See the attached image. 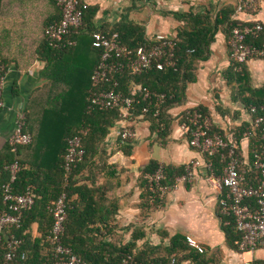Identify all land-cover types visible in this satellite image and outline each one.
<instances>
[{"label":"trees","instance_id":"trees-1","mask_svg":"<svg viewBox=\"0 0 264 264\" xmlns=\"http://www.w3.org/2000/svg\"><path fill=\"white\" fill-rule=\"evenodd\" d=\"M94 14V11L91 12L88 9L83 24L79 28L72 29L68 35V38L76 41L75 45L62 44L54 47L44 34V42L38 50V58L46 63L42 75L48 78V81L32 94L24 111L25 129L29 131L28 127H30L33 139L31 143L19 146L16 150L9 145L14 156L6 163V168L15 161H18L20 165L13 182L14 190L21 193L31 187L36 193V200L33 207L25 213L21 225L7 228L6 233L3 234L0 244L1 259L4 260L3 255L9 251V243L15 237L22 240L14 251V260L17 264H56L49 241L53 224L50 207L60 193L65 192L68 200V217L64 243L86 264H121L125 257H129L130 261L136 264H170L172 259H175V264H184L187 260L190 261L189 264H208L204 257L205 253L190 247L185 236L181 234L171 236L168 242L163 240L159 244L145 242L142 247L138 246V240L146 236L142 229H135L130 239L124 243H118L111 237L110 233L116 226L117 199L114 196L107 197L102 185L91 186L88 181L93 183L107 166L114 167L109 165L104 157L102 143L110 129L123 116L121 108H88L90 89L93 87L91 75L101 58V51L93 45L92 33L95 30L117 31L121 40L130 47L150 44V40L143 38V34L138 33L141 32L140 28L131 24L119 23L110 30L96 29L92 25ZM175 16L185 21L176 37L177 65L167 69L153 68L140 74L126 71L114 77L119 80L117 90L134 98L133 108L130 109L126 118L131 119L144 113L150 121L151 136L162 144L167 142L172 129L173 118L169 110L184 102L187 84L195 80L198 63L207 60L210 56L211 43L218 26L226 25L230 34L231 27L235 23L226 12L217 17L214 23L205 16L192 12L175 13ZM51 22L49 21L47 25ZM262 37H264V31ZM262 37L257 41H262ZM0 61L7 67V62L2 59ZM227 71L226 78L237 82L241 102L251 115L249 122L230 128L237 138L241 139L242 133L253 125L258 116L264 114V84L259 87L252 86L247 62L232 59ZM137 85L166 94V99L161 103L158 113H155V104L150 103L149 99H144L143 94L136 90ZM105 86L113 87L111 83ZM100 87L102 86L98 88ZM40 92L47 93L45 99L37 96ZM145 108L148 109L147 112L144 111ZM200 108L209 113L207 108L203 106ZM217 109L220 110L219 106ZM80 129L86 131L82 134L85 154L83 159L76 163L70 183L64 188L63 164L68 146L67 139L78 133ZM213 131H220L226 136L225 131L215 125ZM186 137L190 140L189 135ZM121 140L125 144L123 147L125 150L131 147L130 139L121 138ZM35 141L41 145L51 143L59 146L57 158L52 168H45L47 171H43L44 167L40 164L30 163L27 167L20 158V150L34 145ZM263 144L264 123H261L252 129L248 143L247 153L250 161V165L247 166L248 176L255 172L253 149H259ZM239 151H241L240 147ZM210 159L220 171L224 164L221 153H216ZM160 165L159 162L151 160L142 168L140 175L142 206L147 212L157 209L164 201L163 198H155L152 201L151 187L146 178L148 173L154 172ZM163 168L165 172L163 183L171 187L176 184L177 177L185 172L184 165L168 164L163 165ZM104 188L107 187L104 186ZM0 201L1 213L4 207L1 193ZM39 217L45 220L46 227L41 237L32 238L30 227ZM233 227L227 228L229 243L232 248L239 249L240 234L234 233ZM161 235L163 238L168 236L166 233ZM158 252L163 254H156ZM22 254H25V259L21 258ZM255 264L264 263L256 261Z\"/></svg>","mask_w":264,"mask_h":264},{"label":"crops","instance_id":"crops-1","mask_svg":"<svg viewBox=\"0 0 264 264\" xmlns=\"http://www.w3.org/2000/svg\"><path fill=\"white\" fill-rule=\"evenodd\" d=\"M84 1L89 4V10L95 12L92 17L94 28L110 30L119 23L131 24L140 28L141 32L138 33L148 40L158 33L176 38L185 21L177 18L175 13L192 12L214 23L217 17L226 12L235 22L234 25L239 21H259L264 25V0H258L256 9L241 12L237 8L243 0ZM60 16L54 0H0V59L7 62L2 93L4 105L0 108V182L11 178L6 163L14 156L9 138L15 130L18 114L27 108L32 94L48 81L42 75L46 63L38 58V50L44 42L45 26ZM230 34L226 25L218 26L210 56L198 63L195 80L187 84L184 102L169 110L173 122L165 144L151 136L150 121L145 115L131 119L123 117L110 129L102 143V150L108 164L114 167L107 166L102 174H98L94 184L88 183L91 186L102 185L107 197L117 199L116 226L110 233L111 237L116 234H129L131 237L135 229H142L146 233L144 238L138 240V246L142 247L145 242H168L175 234H181L185 239L186 235H192L205 248L204 257L208 264H243L250 257L255 262L264 263V247L250 254L230 246L227 228L234 226L233 232L238 233L234 218L221 211L218 192L205 178L203 157L189 145L180 129L182 113L197 104L208 109L214 125L225 131L226 135L232 132L230 128L249 122L251 115L241 102L237 82L226 78L232 62ZM247 66L252 86H262L264 58L249 59ZM41 93L37 96L45 99L47 93ZM127 125H132L136 135L130 139L131 147L125 150L118 131ZM241 147L248 159V148L244 147V143ZM58 150L59 146L51 143L41 145L35 141L34 145L20 150V158L27 167L30 163L40 164L44 167L43 171H47L45 168L53 165ZM194 158L199 159L201 165L192 181L179 183L166 193L160 207L151 212L145 211L140 186L142 168L151 160L161 165L185 166ZM40 174L42 177L43 173ZM45 227L42 217L34 220L30 227L31 237H41ZM163 233L168 236L163 238Z\"/></svg>","mask_w":264,"mask_h":264},{"label":"built area","instance_id":"built-area-1","mask_svg":"<svg viewBox=\"0 0 264 264\" xmlns=\"http://www.w3.org/2000/svg\"><path fill=\"white\" fill-rule=\"evenodd\" d=\"M61 12V16L46 25L44 34L54 47L62 44L75 45L74 39L68 38L72 29L79 28L84 21L89 4L84 0H54ZM258 0H243L238 11L256 9ZM0 17V25H1ZM264 31L263 23L259 21H239L231 29L229 38L230 57L238 62H247L255 57L264 58ZM262 37V41L258 42ZM93 45L101 51V58L95 66L92 75V88L90 89L88 108L113 109L121 108L122 116L127 117L133 108L134 98L117 90L119 80L114 77L123 72L140 74L153 68L167 69L177 65L176 38L158 33L150 40V44L130 47L125 44L117 31L104 32L95 30L92 33ZM7 67L0 61V108L4 105L3 84ZM111 83L113 87H106ZM99 86H102L98 88ZM136 90L143 94L144 99H149L155 104V113L166 99L165 93L155 92L141 85ZM147 108L144 109L147 112ZM25 110L19 112L16 127L9 138L13 150L19 146L32 142V133L25 129ZM141 115H144L141 114ZM264 123V114L258 116L253 125L242 133L238 139L234 132L224 136L220 131H213L214 119L212 115L200 106L193 105L181 115L180 129L184 135H189L188 143L203 157L206 168V180L218 192L221 211L233 216L236 231L240 234L239 250L253 254L257 249L264 247V144L259 149H253L255 172L248 176L246 166L250 161L242 150V143H249L252 129ZM86 131L80 129L75 135L68 137V146L64 155V188L70 183L76 163L83 159L85 149L82 145V134ZM122 139H131L136 135L132 126H124L118 131ZM239 147L241 151H239ZM221 153L224 164L220 171L215 167L210 157ZM201 165L199 159H192L185 165V172L176 179L175 187L179 183L192 181ZM11 172L9 181L0 182V193L4 207L0 213V244L7 228L19 227L25 213L35 204L36 193L31 188H26L18 193L14 190L13 182L20 169L18 161L8 166ZM151 190L152 201L163 198L173 187L164 184L165 172L160 165L154 172L146 175ZM67 194L65 192L53 202L50 210L53 214V224L49 241L52 245L56 264H86V262L64 243L66 232ZM186 241L192 248L205 252V248L192 235H186ZM22 240L13 238L9 243V251L2 260L0 246V264H17L14 260V251ZM25 259V254H22ZM26 264V263H23ZM121 264H136L129 257L122 259ZM170 264H175L172 259ZM243 264H255V259L250 257Z\"/></svg>","mask_w":264,"mask_h":264},{"label":"rangeland","instance_id":"rangeland-1","mask_svg":"<svg viewBox=\"0 0 264 264\" xmlns=\"http://www.w3.org/2000/svg\"><path fill=\"white\" fill-rule=\"evenodd\" d=\"M247 145V146H246ZM244 147L247 149L248 148V143L245 141L244 142ZM165 199V197H163V200ZM160 207V206H159ZM113 240L118 242V243H124V242H127L129 239H130V235H120V234H116V235H113L112 236ZM163 252V251H162ZM162 252H158L156 254H163ZM205 253V252H204ZM184 264H189V261H184Z\"/></svg>","mask_w":264,"mask_h":264}]
</instances>
